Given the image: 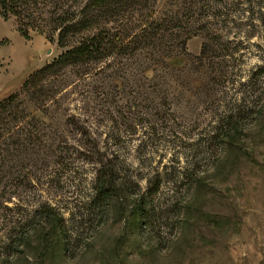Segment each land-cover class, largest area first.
<instances>
[{
	"label": "rangeland",
	"instance_id": "rangeland-1",
	"mask_svg": "<svg viewBox=\"0 0 264 264\" xmlns=\"http://www.w3.org/2000/svg\"><path fill=\"white\" fill-rule=\"evenodd\" d=\"M152 10L184 13L182 29L129 59L67 67L42 95L41 81L35 93L24 84L76 42L24 40L0 17V102L15 95L25 117L0 191L19 174L34 185L0 196V257L40 203L63 228L41 217L9 264H264V0H159ZM225 118L241 126L230 141L214 137ZM107 151L132 184L97 198L91 160ZM126 195L147 197L143 215Z\"/></svg>",
	"mask_w": 264,
	"mask_h": 264
},
{
	"label": "trees",
	"instance_id": "trees-1",
	"mask_svg": "<svg viewBox=\"0 0 264 264\" xmlns=\"http://www.w3.org/2000/svg\"><path fill=\"white\" fill-rule=\"evenodd\" d=\"M158 1L0 0V17L4 21L14 19L16 31L24 40L29 39L30 32H35L45 35L50 41L55 37L56 44L60 48H67L71 43L76 42V46L60 54L56 60L24 84L35 93L37 84L41 81L42 95L44 93L42 85L49 78L57 77L67 67L89 65L93 62L101 63L108 58L129 59L143 48L146 42L154 44L155 42L152 41L157 35L159 39L166 35L163 38L164 42L176 36L174 33L182 29L180 23H183L179 20V16H183L184 13L181 15L179 10L172 11L173 13L163 11L159 17L154 18L155 12L152 8ZM165 5L169 6L167 3ZM91 33L92 35H89ZM179 44H183V41ZM179 44L167 45L165 48L170 52L173 46L177 47ZM16 99V96L12 95L0 102V168L3 163H8V159L12 161L13 158L18 157V149L23 144L20 135L24 129L22 123L25 122V117ZM240 129L241 126L237 120L225 118V123L215 130L214 137L230 141L240 132ZM108 153L99 154V157L91 160L99 165L93 187L97 198L116 194L120 189L126 193L132 184L128 180H121L118 176L119 168L114 164L118 163L119 159L117 151ZM94 155L98 154L94 153ZM21 176V174L14 176L11 188L5 183L0 196L11 194L19 197L24 194V189L34 190V185L23 183ZM18 189L22 190V194H18L21 191L15 192ZM155 191L156 189L151 187L147 192L150 194ZM123 196L125 198V195ZM126 196L131 198L130 195ZM131 203L140 215H143L148 208V200L144 195L132 197ZM7 211L10 212V209ZM30 211L31 216L21 222V232L17 233L15 239L11 240L6 247L5 250H8V253H16L21 244L34 237L33 233L40 227L41 217L46 222L54 224L60 235L63 234L62 218L53 207L40 203ZM9 254L0 257V264H9L7 258Z\"/></svg>",
	"mask_w": 264,
	"mask_h": 264
}]
</instances>
